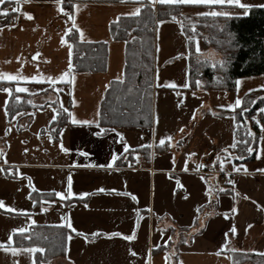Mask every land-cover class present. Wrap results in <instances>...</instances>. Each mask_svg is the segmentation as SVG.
Listing matches in <instances>:
<instances>
[{"label":"crops","instance_id":"obj_1","mask_svg":"<svg viewBox=\"0 0 264 264\" xmlns=\"http://www.w3.org/2000/svg\"><path fill=\"white\" fill-rule=\"evenodd\" d=\"M244 2L254 6L264 4V0ZM21 3L22 10L30 12L34 19L27 20L21 15L15 23L16 28L9 31L5 27L0 33V70L15 72L20 67L15 57L20 55L25 62V74L34 73L35 64H39L45 74H59L67 64V46H62L59 39L71 21H67L66 16L57 12L53 0H21ZM76 3L81 5L80 10L74 14L76 23L85 32L84 43H107L105 70L74 71L76 80L73 96L78 104L73 110L78 118L90 119L95 115L97 108L101 112L102 102L110 88L106 89L105 86L119 82L115 79L118 76H122V81L125 79L126 43L112 38L110 25L118 15L124 16L120 14L130 11L136 4ZM205 10L207 9L203 7L192 6L182 9L188 16ZM234 11L242 10L237 8ZM176 16L182 19L180 15ZM166 21L169 22L159 25L158 33L157 25L154 31L153 120L150 127L122 124L108 126L115 127L123 134L121 141L113 132L97 137L94 135L98 130L95 125L69 126L63 133V143L71 151L65 154L58 148L57 133H52V141L48 140L47 130L56 126L49 124L52 112L46 105L56 100V93L46 84L27 85L31 88L47 89L34 95L25 94L27 99H31L38 107L32 105L31 108L19 112L35 113L34 117L20 115L8 124L3 110L0 109V150L6 153L5 158L9 161L8 165H4L3 159H0V165L12 168L11 173L0 172V200L14 209L28 210L35 224L62 225V217L70 218L73 226L84 234L72 232L66 255L54 258L46 264H145L146 260L148 264H170L169 259L165 260L166 251H153L156 249L153 248L154 245L164 246V241H167L169 236L172 241L168 244H179V261H182V264H233L236 252H254L264 256V173L254 171L264 168V158L233 160L225 165L229 172L232 164L247 166V173L232 174L231 178L236 182L234 189L225 183L226 177L220 172L219 163L215 165L214 173H202L201 168L197 169L194 165L196 161L201 164L206 157H211L213 161L217 154L224 156L221 149L232 142L234 135L230 114L224 112L233 110L221 109L218 106L233 102L237 90L206 89L203 82L201 87L196 89L177 87L173 90L157 87V83L167 81L181 84L187 80L190 83L189 58L186 59L183 55L177 58L178 54L189 52L186 36L181 34L176 22H171L170 19ZM7 24L13 23L9 21L4 25ZM36 24L41 27L33 32L32 28ZM197 39L205 57L214 62L224 60V54L218 57V50L204 48L203 39ZM37 51L41 55L35 62H31V55ZM6 60L10 62L5 63ZM45 60L48 62L45 63ZM240 79L241 97H244L249 88L259 90L257 86L264 84V74ZM69 90L72 89L66 87L65 92L60 94V99L66 107H71L72 97L67 95ZM193 91L195 96L192 95ZM178 92L180 95H177ZM4 98L5 94L0 92V105L3 104ZM181 100L183 103L178 107ZM201 101L203 107H200ZM53 106L59 109V104ZM194 109L196 115L192 119ZM212 112L216 115H212ZM256 115L261 124H264V114ZM8 119L11 120V117ZM63 123L68 122L63 120ZM9 126L12 131L8 136H4V129ZM182 126L184 131L180 132ZM36 133H40V136ZM166 135L172 137V147L159 146V139ZM6 140L10 142V146L5 143ZM176 142H180L179 147ZM123 143L130 146L129 151H139L142 149L139 145L151 144L152 147H144L150 149V156L135 152L134 159L120 165L117 160L126 153ZM25 148L29 149L27 153L24 152ZM78 150L87 152L88 156L79 155ZM113 153L118 155L115 161L111 160ZM187 153L195 155L186 157ZM186 159L189 171L182 170ZM109 163L112 166L106 167ZM70 173L73 192H87L90 195L83 198L77 195L64 201L56 196V199L46 197L40 206L32 204L33 199L32 196L29 199V194L34 191L47 195H51L52 190L66 192ZM201 176L207 180H201ZM210 177L212 179L208 180ZM177 180L182 187L177 186ZM209 185L224 187L229 191L221 192L218 199L213 193L212 203L206 204L208 196L205 189ZM100 188L108 191H97ZM113 189L116 191L113 192ZM124 192L134 194L137 200H133L131 195L120 194ZM245 194L250 199H244ZM201 205L204 207L197 212L196 209ZM233 206L238 209L236 214L230 212ZM41 207L47 211L41 212ZM137 209L140 210L139 213ZM226 211L229 212L227 219L223 215ZM138 216L142 219L138 220ZM35 224H32L26 215L0 209V242H7L8 236L12 234V246L20 247L14 245L16 233H11V229L20 226L30 229ZM233 225L237 228L235 236L229 232ZM93 232L99 234L93 237ZM113 232L123 235L134 232L136 238L127 241L123 236L106 235ZM225 232H228L229 236L227 244H224ZM184 240H188V243H183ZM221 245H224L223 249ZM130 249L137 255H131ZM149 249H152L150 256ZM33 258L36 259V254L34 257L23 254L14 257L0 249V264H14V261L17 264H31Z\"/></svg>","mask_w":264,"mask_h":264},{"label":"snow or ice","instance_id":"obj_2","mask_svg":"<svg viewBox=\"0 0 264 264\" xmlns=\"http://www.w3.org/2000/svg\"><path fill=\"white\" fill-rule=\"evenodd\" d=\"M53 2L55 3V5L57 7V12L62 13L64 16H66L67 21H71L70 26L66 27L63 30V35H61L60 39H59V43L62 46L63 45L67 46L66 68L64 70H62L59 74H55V75L45 74L40 69V65L35 64L36 71L32 74H25V72L23 71L25 62L21 59L20 55H17L15 57V59H16V61H18L20 63V67L15 72L0 70V82H7L9 85V86H3L2 84H0V92L5 94V98L3 100V104L0 105V109H2L4 112L6 122L8 124H11V121L16 120L17 117L20 115H32L34 117L35 113L15 112V114H12V112L10 111V108H14L16 105H19L21 103L22 97L20 94L34 95L38 92L47 91V89L44 87L31 88L27 85H29V84L45 85L46 84L48 86V88H50L53 92L56 93V100L53 101L52 103H48L46 105L48 108L51 109V112H52L51 118L49 120V124H52L53 122H57L58 117L61 115V113L65 114L64 120H66L68 122V123H65L63 127L50 128L47 130L49 141H52L54 139V136L52 135V133H57L58 148L61 152L68 154L71 151V149L66 147L63 143V133H64L65 129L69 126H91V125H95L98 130L94 133V135H96L97 137H100V136H102L108 132H113V133H116V135L118 137H120L121 141H123V134L118 132L115 127L109 128V127L102 126V123L108 124L109 121L107 118V113H104L103 117H102V114H101L99 108H97L95 115L90 119L89 118H78L77 114L74 112L73 109L76 107L78 102L76 101V99L73 96L74 82L76 80V76L74 75L75 65L73 64V45L71 43H69V40L66 39V37H69L70 33L73 36L78 34L79 42H85V40H86L85 32L76 23V17L74 14V12H78L80 10L81 5L73 2V0H53ZM120 2L121 3H128L129 0H120ZM132 2L135 3L136 6L133 9H131L130 11L125 12V13H121L120 15L129 16V17H137V16H140L142 14V10H144V9H150L152 12H155L156 5L159 4V5H166L171 9H178V8H182L184 6H192V7H197V8L203 7L207 10L194 12L193 15L196 17H200V18L222 17V18H225V20H228V19H231L233 17L247 16V15H249V9L254 7V5L247 3V2H244V0H146L145 3H141L140 0H132ZM64 3L71 4V8L74 11H69L68 9L63 7L62 4H64ZM5 5H7V6H5ZM258 7L264 8V4L258 5ZM237 8L242 10V11H240V12L234 11V9H237ZM10 13L15 14L14 16H11L12 19L19 20L21 15L27 20H33L34 19L33 15L30 12L22 10L21 0H0V17L8 18V17H10ZM167 15L170 17L171 22H176L179 25V30H180L181 34L186 36V43H188L190 47L194 46L195 53L197 54V65L198 66H207L208 60H207V58H204L202 56V49L200 48L199 40L197 39V37L201 35L197 30V24L199 23V21H193L191 19V17L187 16L183 11H181L179 14L180 17H182V19H178V17L176 15L172 14V12H169ZM119 18H120V16L118 15L115 18V21L118 22ZM185 21H187V23H185ZM166 22H169V21H166L163 19L155 21V23L157 25V29H156L157 33L159 31V25H162ZM204 26L205 27H220L218 24H215V23L212 25L205 24ZM5 27H7L9 31H11L13 28L17 27V24H7V25L0 24V33L3 32ZM40 27L41 26L39 24H36L32 28V31L35 32ZM21 30H23L22 27H21ZM189 30L191 32L190 35L187 34ZM88 42H90V41H88ZM158 50H159V46L157 45V51ZM40 55H41V53L39 51L32 54L31 55V62H35L37 60V57H39ZM180 55H183L187 59V58L191 57L193 55V53L191 51H189V52H186L184 54H178L177 58H179ZM9 62H10V60L5 61V63H9ZM44 62L47 63L48 61L45 60ZM217 65L219 66L220 70L225 71V72L227 71V68H226L227 61L226 60H220L217 62H213L211 64V66L214 69L217 67ZM189 67H191V65H189ZM115 79L122 82V76H118ZM156 79L158 80V76ZM214 79H216L217 82H222L224 78L223 77H216ZM234 83H235L236 90H237V95H236L235 100L231 103L226 104V105L222 104V105L218 106L221 109L233 110L230 114V118L232 119L233 125H234V135H233L232 142L229 145H227L226 147H224L223 149H221V151L224 153V156L217 154V156L213 159L211 165H204V164H197L196 165L197 169L204 168V167L214 169L215 165L217 163H219V170H220V172L224 173V175L226 177L225 183L230 185L233 189L235 188L236 182L231 178L232 174L238 173V172L247 173L248 169H247V166L245 164H232L231 171L229 172L226 170L225 165L231 163L233 160L244 161L246 159L245 154H247V156L254 155L256 159L264 158V124H261V120L257 117V115H251V117H250L251 121H253L255 123V125L259 127L260 133H262L261 135L257 136V133L253 132L251 130V128L248 127V119H249V117L247 115L249 112L248 106L242 107V104H244V105L256 104L258 100L264 101V96H258L255 99L245 101V97L248 96V93L256 91L257 89L249 88L247 90V92H245L244 97H241L239 95V88L241 85V79L237 78ZM194 84H195L196 88H200L202 85V81L200 79H195ZM13 85H14V87H13ZM61 85H63V86H61ZM151 86L152 85L149 84V88H151ZM156 86L157 87H166V88H170V89L175 90L177 87L189 89L191 85L186 80L185 82H183L181 84H177L174 81H167L164 83H157ZM66 87H70L72 89V90H69L67 92V95L72 97V99L70 101L71 107H66L64 105V102L60 99V94L65 92ZM109 87H110V85L105 86L106 89ZM257 88L258 89H264V84L258 85ZM149 95H150V93H149ZM177 95H180V93L178 92ZM192 95L195 96L194 91L192 92ZM226 95H227V93H225V96ZM25 102L29 105H33V107H38V106L33 104V101L31 99H27ZM182 103H183V101L181 100L177 106L179 107V104H182ZM53 104H59V109L57 107H54ZM200 107H203V101H201ZM236 109H240L238 113L235 111ZM256 111L260 114H264V107H260V108L256 109ZM195 115H196V110L194 109L193 113H192V119L195 118ZM212 115H216V113L212 112ZM9 117H11V120L8 119ZM238 117H240L242 119H238ZM111 123H115V121H111ZM241 127L243 128V135L238 139L235 133ZM11 131H12V127H10V126L6 127L4 129V136H8ZM179 131L183 132L184 127L182 126L179 129ZM36 135L39 137L40 133H36ZM153 135H155L154 130H153ZM181 140H183V137L181 138ZM166 141H167V144H166ZM5 143L9 144V146H10L9 141L6 140ZM21 143H26V141H21ZM158 143H159V146H161V147H172V137L170 135H166V136L160 138ZM179 144H180V142H176L177 147H179ZM254 144L256 145V147L253 146ZM129 147L130 146L127 143H123L124 152H128ZM138 147H141V148L152 147V145L151 144L139 145ZM239 148H242L243 151L237 155V154H235V150H237ZM28 151H29L28 148L24 149L25 153H27ZM78 154L85 156V157L88 156V153L85 151H79L78 150ZM194 155H195V153H187L186 157H192ZM205 155H207V153ZM5 157H6V153H4L3 150H0V159H3L4 165H8L9 161ZM117 159H118V155L116 153H113L111 156V160L115 161ZM172 162H173V164L175 163L174 156H173ZM111 166H112L111 163L106 165V167H111ZM182 170L183 171H189L187 159L184 162V167ZM254 171L264 173V168L254 169ZM0 172L11 173L12 168L11 167H4V166L0 165ZM200 179L204 180V181L207 180V178L204 176H201ZM176 183H177V186L182 187L179 180H177ZM67 184H68V187H67L66 192L52 190L50 194L54 195L56 197H59L61 201L68 200V199H70L74 196H77V195H79V197H81V198L90 195L87 192H81L79 194L73 192L71 173L69 174V176L67 178ZM29 186L30 187L32 186L30 178H29ZM97 191L105 192L108 190H106L104 188H100V189H97ZM112 191L115 192L116 190L113 189ZM228 191H229V189H226L224 187H212L211 185H209L205 189V194H206V196H208V200L206 201V204L212 203L213 193L216 194L217 199H218L219 194L221 192H228ZM120 194L125 195V196L131 195V198L133 200H137V197L134 194H130L127 192L120 193ZM235 195H239V193H235ZM30 198H31V194H29V199ZM244 199H250V197H248L245 194ZM52 202H54V201H52ZM36 203H37L36 200H32V204L34 206ZM45 203H47V201H45ZM253 203H256V201H253ZM85 206H87V205H85ZM202 207H204V205L199 206L196 209V211L199 212ZM0 209L6 210V211L18 212L22 215H26V216H28V220L32 224L36 223L35 220L31 219V215H29L28 210L14 209L11 206L7 205L3 200H0ZM40 211L45 212V211H47V209L44 207H41ZM136 211H137V213H139L140 210L137 209ZM230 212L232 214H236L238 212L237 207H235V206L231 207ZM223 215H224V218L227 219L229 216V212L226 211L223 213ZM139 219H142V217L138 216V220ZM62 226L66 227L67 229H70L71 232H75L78 235H84L83 233L79 232L73 226V224L70 221V218L62 217ZM201 227H203V225H201ZM247 227L250 228L251 225H247ZM28 231H29V229L24 227V226H20V227L11 229V233H13V234H15V233L24 234ZM229 232H231V234L233 236H235L236 232H237L236 226L233 225L229 229ZM98 234H99L98 232L91 233V235L93 237H96ZM106 235L123 236V239H125L127 241H132L136 238L134 232H133V234H129V235H123L120 232H113V233H109ZM224 237H225L224 244H227L228 239H229L228 232L224 233ZM24 238L28 239V237H24ZM71 238L72 237L70 234L66 237L67 240H71ZM169 241H172L171 236L168 237L167 241H164V244L167 245ZM12 243H13V235L10 234L8 236L7 242H0V249H2L5 253H11L14 257L19 255V254L34 257V254H36V253H41V254L45 253V248H43V247H39V246L13 247ZM183 243L187 244L188 240H184ZM223 247H224V245H221L222 249H223ZM153 248L158 249V248H160V245L159 244L154 245ZM65 251H67V250L65 249ZM129 251H130L131 255H133V256L137 255V253L132 251L131 249ZM151 251H152V249H149V252H148L149 256H150ZM217 254L218 255L220 254L219 250H218ZM168 259H169L168 255L166 254L165 260L168 261ZM14 264H17V262L14 261ZM31 264H44V260L41 258L39 261H37L35 258H33L31 260ZM145 264H148V260L145 261ZM181 264H182V261H181Z\"/></svg>","mask_w":264,"mask_h":264},{"label":"trees","instance_id":"obj_3","mask_svg":"<svg viewBox=\"0 0 264 264\" xmlns=\"http://www.w3.org/2000/svg\"><path fill=\"white\" fill-rule=\"evenodd\" d=\"M73 2H108L118 3L120 0H73ZM132 2V0H129ZM145 3L146 0H140ZM7 6V5H5ZM63 6L69 11H73L71 4L64 3ZM186 7V6H184ZM171 9L166 5H156L155 12L150 9L142 10V14L137 17L122 16L119 21L112 22L110 31L114 40H121L126 43V75L125 79L113 82L102 102L101 114L107 113L109 123L102 125L108 127L116 124L126 126L150 127L152 125V91L154 78V31L156 20L170 19L167 15L172 12L179 15L182 9ZM188 16V15H187ZM193 21H199L197 30L201 34L198 37L203 39L204 48H213L224 52V60L227 61V71H222L219 66L214 69L211 64L214 61L207 58V66L197 65V54L194 46H189V51L193 53L189 57V79L190 87L196 89L194 81L200 79L204 83V88L233 91L235 90V80L237 78L264 74V8L254 6L249 9V15L233 17L225 20V18H200L189 16ZM8 18L0 17V24H6L10 21ZM187 23V21H185ZM218 24L220 27H205L204 25ZM187 34H191L190 30ZM231 34V35H230ZM68 40L73 45V64L74 71H103L107 65V43H84L79 42L78 34L73 36L71 33ZM206 38V39H205ZM216 77H223L222 82H217ZM3 86H9L7 82H0ZM151 84V88H149ZM150 93V95H149ZM258 96H264V89H259L248 93L245 101L255 99ZM22 101L14 108H10L12 114L23 109L31 108L32 105L27 104V96L21 95ZM248 127L257 136L260 135V129L251 121V115H256V109L264 107V101H257L256 104H248ZM240 109L235 111L238 113ZM232 111L224 113L231 114ZM61 113L57 122H53V126L61 127L63 116ZM238 119H242L238 117ZM115 121V123H111ZM239 139L243 135V128L236 131ZM256 147V145H253ZM163 151V149H158ZM243 149L235 150V154H239ZM135 152H143L146 157L150 156V149L142 148L139 151H128L117 160L118 164H124L128 160L135 157ZM245 160H251L255 156H247ZM32 199L36 200V206H40L44 198L48 197L56 199L54 195H47L34 191ZM73 234L70 229L62 225H32L28 232L24 234L16 233L14 235V245L17 246H39L45 248V253H36V260L41 258L44 264L48 261L63 257L66 255L68 248V240L66 237ZM24 237H28L25 239ZM164 250L168 254L170 264H181L179 261V244L170 243L161 246L153 251ZM250 262L252 264H263L264 256L254 252H236L233 256V264H244Z\"/></svg>","mask_w":264,"mask_h":264},{"label":"built area","instance_id":"obj_4","mask_svg":"<svg viewBox=\"0 0 264 264\" xmlns=\"http://www.w3.org/2000/svg\"><path fill=\"white\" fill-rule=\"evenodd\" d=\"M10 22L15 24L17 22V20L11 18ZM201 164L211 165L212 164V158L211 157L204 158V160L201 162ZM214 171H215V169H213V168H208V167L201 168L202 173H214Z\"/></svg>","mask_w":264,"mask_h":264},{"label":"rangeland","instance_id":"obj_5","mask_svg":"<svg viewBox=\"0 0 264 264\" xmlns=\"http://www.w3.org/2000/svg\"><path fill=\"white\" fill-rule=\"evenodd\" d=\"M219 51V54H218V57L220 56V55H222V54H224V52L223 51H221V50H218ZM212 61V60H211ZM197 163L199 162V161H196ZM197 163H194V165H197ZM212 178L210 177L208 180H211ZM213 184V183H212Z\"/></svg>","mask_w":264,"mask_h":264}]
</instances>
